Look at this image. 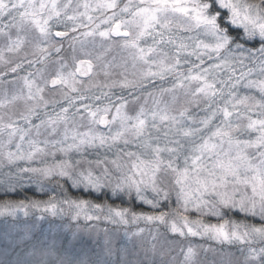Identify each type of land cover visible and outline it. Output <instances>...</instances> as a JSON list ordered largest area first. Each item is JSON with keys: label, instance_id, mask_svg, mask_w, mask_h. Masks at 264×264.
Masks as SVG:
<instances>
[{"label": "snow or ice", "instance_id": "1", "mask_svg": "<svg viewBox=\"0 0 264 264\" xmlns=\"http://www.w3.org/2000/svg\"><path fill=\"white\" fill-rule=\"evenodd\" d=\"M0 264H264V0H0Z\"/></svg>", "mask_w": 264, "mask_h": 264}]
</instances>
